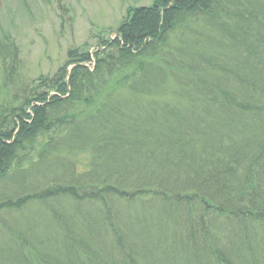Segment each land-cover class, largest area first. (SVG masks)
Wrapping results in <instances>:
<instances>
[{"label": "trees", "instance_id": "16d2710c", "mask_svg": "<svg viewBox=\"0 0 264 264\" xmlns=\"http://www.w3.org/2000/svg\"><path fill=\"white\" fill-rule=\"evenodd\" d=\"M116 32L0 103V214L51 212L0 264H264V0H154ZM0 67L16 84L3 33Z\"/></svg>", "mask_w": 264, "mask_h": 264}, {"label": "rangeland", "instance_id": "374dc122", "mask_svg": "<svg viewBox=\"0 0 264 264\" xmlns=\"http://www.w3.org/2000/svg\"><path fill=\"white\" fill-rule=\"evenodd\" d=\"M50 1V2H49ZM154 0H0V33L15 41L20 49L21 68L16 84L7 83L0 67V103L9 100L23 82L54 75L75 48L94 51L99 40H115L117 29L129 8L148 7ZM39 171L29 181L42 185ZM49 178V175L47 176ZM44 187V185H42ZM10 212V211H8ZM7 220V229L3 221ZM0 250L25 237L39 247L51 231V212L39 203L23 211L0 214Z\"/></svg>", "mask_w": 264, "mask_h": 264}, {"label": "water", "instance_id": "95a60500", "mask_svg": "<svg viewBox=\"0 0 264 264\" xmlns=\"http://www.w3.org/2000/svg\"><path fill=\"white\" fill-rule=\"evenodd\" d=\"M117 34H115L114 36H116Z\"/></svg>", "mask_w": 264, "mask_h": 264}]
</instances>
